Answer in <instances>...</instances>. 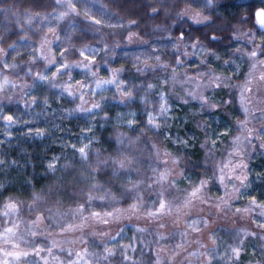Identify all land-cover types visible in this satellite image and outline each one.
Wrapping results in <instances>:
<instances>
[{"label":"clouds","instance_id":"obj_1","mask_svg":"<svg viewBox=\"0 0 264 264\" xmlns=\"http://www.w3.org/2000/svg\"><path fill=\"white\" fill-rule=\"evenodd\" d=\"M0 264H264V0H0Z\"/></svg>","mask_w":264,"mask_h":264},{"label":"snow or ice","instance_id":"obj_2","mask_svg":"<svg viewBox=\"0 0 264 264\" xmlns=\"http://www.w3.org/2000/svg\"><path fill=\"white\" fill-rule=\"evenodd\" d=\"M9 119H11V117H9ZM81 151H83V149H81ZM51 166V165H50Z\"/></svg>","mask_w":264,"mask_h":264}]
</instances>
